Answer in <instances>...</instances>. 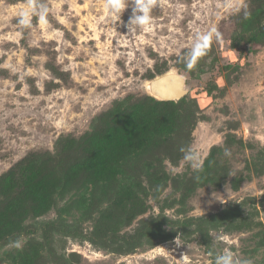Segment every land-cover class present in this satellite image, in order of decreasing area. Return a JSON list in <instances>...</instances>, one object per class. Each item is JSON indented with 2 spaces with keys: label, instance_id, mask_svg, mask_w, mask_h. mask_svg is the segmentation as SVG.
Wrapping results in <instances>:
<instances>
[{
  "label": "rangeland",
  "instance_id": "374dc122",
  "mask_svg": "<svg viewBox=\"0 0 264 264\" xmlns=\"http://www.w3.org/2000/svg\"><path fill=\"white\" fill-rule=\"evenodd\" d=\"M31 3L45 20L0 0V210L28 158L63 166L43 205L21 199L0 226V264H214L224 249L264 264V37L233 40L245 13L264 23V0H153L134 32V0L117 22L108 0ZM169 72L186 93L163 100L148 86ZM113 138V173L87 184L64 168Z\"/></svg>",
  "mask_w": 264,
  "mask_h": 264
},
{
  "label": "trees",
  "instance_id": "16d2710c",
  "mask_svg": "<svg viewBox=\"0 0 264 264\" xmlns=\"http://www.w3.org/2000/svg\"><path fill=\"white\" fill-rule=\"evenodd\" d=\"M253 15H257V13H253L252 16ZM261 19L262 18L259 19L257 17H247L246 20L241 24V32L233 35L234 42L238 43L243 40L248 42L262 41L261 38L264 37V23L262 24ZM247 30L250 31L249 34H245V31ZM124 139L127 145L131 147V139ZM72 143L73 140L70 138L60 140L57 145L58 149L56 156L60 158L61 153H67V151L72 150ZM123 144L125 146L124 142ZM116 148V138H113V140L105 139L101 143L95 142V145L92 147V149L86 150V153L83 154L81 158L72 160L70 164H67L64 166V168L72 172V178L74 177L75 179H78L80 177L84 178L87 184L89 182L94 183V181L99 179L100 175H102L104 172L107 171L105 176L108 175L109 168V173H113L114 170L119 168V166L114 163L116 162V157L114 156ZM48 160L50 162L52 159L50 158ZM48 160L45 158L41 159L39 158V154H36V156H31L26 160L25 165L23 164L21 167L22 169L19 170L18 174L15 173L19 178L22 179L23 186L18 185L15 188L13 183L10 184L9 189H11V191L9 194L11 195L12 199L7 201V205L2 208V210H0V226L5 223L6 219L10 221L13 211H16L21 206V199H23V204L29 199V201L34 200L43 205L48 200V198L51 197V193H49L45 186L48 185V180L53 176L52 173H56L55 171L62 168L63 164L60 162L51 165L48 164ZM113 163L115 165H113ZM110 176H108V178H110ZM39 184L42 185L39 186Z\"/></svg>",
  "mask_w": 264,
  "mask_h": 264
},
{
  "label": "clouds",
  "instance_id": "9594fccd",
  "mask_svg": "<svg viewBox=\"0 0 264 264\" xmlns=\"http://www.w3.org/2000/svg\"><path fill=\"white\" fill-rule=\"evenodd\" d=\"M133 2V0H108V7H110L114 12V21H120L121 15L123 11ZM135 7L133 8V15L130 18L128 28L130 29V32H134L137 28L143 29L145 28L150 22H151V8L153 6V0H134ZM30 6H31V12L35 13L41 21L45 20L47 15L49 14V8L47 4L41 3L38 5V7L31 3L30 0ZM225 7H231L230 4H225ZM248 13H245V17L247 18ZM29 12L23 11L21 12V16L19 19V23L21 25L30 26V21L28 19ZM208 37L205 36L204 39H207ZM188 68H191L193 66V63L191 60L188 61ZM15 71V69H13ZM180 151L183 153V160L186 161L189 166L194 169L197 172H201L202 169V158L201 153L199 150L191 145H188L186 147H181ZM223 155L225 157H230L232 155L231 150L225 148L223 151ZM229 175H232L229 173ZM197 181L201 179L199 175L196 176ZM211 236L212 234L209 233ZM213 239H218V237H213ZM15 246L17 248H21V242L19 240L15 241ZM177 245H180V241L177 238L176 241ZM214 264H252L250 260H241L236 258L233 253L228 250L224 249L220 252H217L215 254V261Z\"/></svg>",
  "mask_w": 264,
  "mask_h": 264
},
{
  "label": "water",
  "instance_id": "95a60500",
  "mask_svg": "<svg viewBox=\"0 0 264 264\" xmlns=\"http://www.w3.org/2000/svg\"><path fill=\"white\" fill-rule=\"evenodd\" d=\"M171 73H174V75H176V79L173 77L171 78L170 82H168L169 78L167 79V76L171 75ZM161 79H163L165 82L163 83V80ZM149 85L151 86L152 92H155L153 93L154 96L163 100H173L183 96L186 93L185 78L184 76L176 72H169L160 75V77L158 76V78L156 77L152 79ZM154 89L155 91H153Z\"/></svg>",
  "mask_w": 264,
  "mask_h": 264
},
{
  "label": "bare ground",
  "instance_id": "6f19581e",
  "mask_svg": "<svg viewBox=\"0 0 264 264\" xmlns=\"http://www.w3.org/2000/svg\"><path fill=\"white\" fill-rule=\"evenodd\" d=\"M159 77H160V76H159ZM173 77L176 79V75H174V73H171V75H168V76H167V79L169 78V79H168V82H170L171 78H173ZM157 78H158V77H157ZM164 79H165V78H164ZM161 80H163V79H161ZM172 81H173V80H172ZM164 82H165V81L163 80V83H164ZM166 84H167V83H166ZM148 88H149V90L152 92V90H151V86H150V85L148 86ZM153 91H155V89H154ZM153 93H155V92H152V94H153ZM156 93H157V90H156ZM153 95H154V94H153Z\"/></svg>",
  "mask_w": 264,
  "mask_h": 264
}]
</instances>
